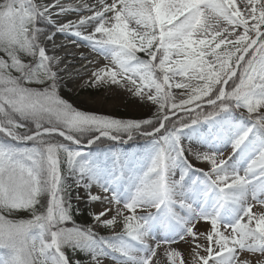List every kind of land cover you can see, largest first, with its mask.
Instances as JSON below:
<instances>
[{
    "label": "snow or ice",
    "instance_id": "obj_1",
    "mask_svg": "<svg viewBox=\"0 0 264 264\" xmlns=\"http://www.w3.org/2000/svg\"><path fill=\"white\" fill-rule=\"evenodd\" d=\"M241 3L243 7L236 0H100L99 8H59L58 16L92 13L55 25L108 61L90 73L89 87L116 86L150 102L157 106V124L80 110L61 98L59 70H54L59 61L41 46L38 25L40 20L52 23L57 4L0 0V135L7 138L0 141V213L31 215L15 221L0 214V264H72L65 248L86 253L89 264L118 258L121 264H154L156 249L147 240L157 228H179L180 240L191 238L193 264H251L240 254L264 256V0ZM21 54L32 62H24ZM32 83L47 87L27 86ZM173 89L187 90L186 98L177 103ZM205 107L212 109L204 121L207 128L197 134L205 144L232 149L225 159L209 154L211 147L194 153L208 171L188 161L181 143L184 130L196 132L201 121L192 118L171 129L166 123L179 111L191 115ZM139 130L153 141L138 168L120 153L101 158L68 146H79L89 133L91 146L105 138L117 141L121 133L131 139ZM22 142L33 146H16ZM237 156L247 161L243 175L233 163ZM62 163L90 203L114 206L93 219L112 228L120 218V233L106 238L91 228L64 227L71 221V201ZM178 169L179 179H174ZM189 171L199 173L190 183L185 179ZM124 176L129 187L122 196L117 186ZM93 187L105 195L93 193ZM249 197L254 203H248ZM257 204L259 212L254 211ZM145 209L155 211L136 215ZM225 209L227 216L221 215ZM110 212L115 215L108 218ZM200 221L209 225L207 233L195 230ZM201 237L206 243H200ZM167 257L169 264H186L178 251Z\"/></svg>",
    "mask_w": 264,
    "mask_h": 264
},
{
    "label": "rangeland",
    "instance_id": "obj_2",
    "mask_svg": "<svg viewBox=\"0 0 264 264\" xmlns=\"http://www.w3.org/2000/svg\"><path fill=\"white\" fill-rule=\"evenodd\" d=\"M236 3L240 5L241 7H243L241 0H236ZM87 14L88 13H86V15ZM52 26L53 28H56L54 24ZM53 41L54 40H51V41L46 40L45 42L41 43V46L46 47ZM140 54H143V53H140ZM3 55H4L3 53H0V56H3ZM98 55H99V60H100V66L107 64V61L103 58V55L99 53ZM21 59L26 63L32 62L31 58L24 56L22 54H21ZM145 59H147L146 56H145ZM89 63L91 65L87 68V70L85 69V71H83L86 73L85 77L87 78L86 80L88 81L90 78V73L92 72L91 69L95 68V66H92L93 65L92 61H89ZM55 67L56 65L54 66V70H55ZM78 69H81V67H79ZM15 74H18V73H15ZM27 86L34 88V89H43L47 87V83H44V84L32 83ZM77 86H78L77 84L73 85L72 83L64 84L59 79L58 84H57V94L61 98L66 100L67 102L71 103L75 108L80 109V110L102 113L112 118L121 119V120L143 121L145 119H151L154 122H157L158 124L157 106L152 105L150 102H141L137 98L131 96L125 90L118 89L116 88V86L100 87V88L89 87V84L87 83L85 85L82 84L80 89L76 91ZM172 91H173V95L176 98L177 103L179 102V100L186 98L187 90L173 89ZM182 92L185 93V95H181ZM201 110H203V112H206L209 109L205 107L203 109H200V111ZM181 113H183V111H179L177 114H181ZM172 117L174 118V116ZM176 118L177 117L167 122L169 127L171 126L170 124ZM151 127H153V125L147 126L149 130H151ZM194 127L196 129V132H193L192 129H185L184 134L181 137V143L185 150L184 155L188 159L189 162H190V158H191L190 155L192 151L194 150H197L199 152L201 151L200 148H198L196 145L197 136H199L197 133H202L207 128V124L203 122V123H199L195 125ZM137 135L138 133H133V136H137ZM151 148H152V143L147 149H140L137 147H133L131 150H127V149L124 150L121 148H117L113 153L122 154L123 156L128 158V160L133 162L132 164L133 168H138L140 166V163H142L146 159L147 154L149 153ZM209 149L210 147L206 149V151L209 152ZM227 149H228L227 145H225L224 147H222L221 150L215 151L213 153L221 155L222 153L226 152L225 150ZM201 153H204V150ZM93 156L95 157L96 155H93ZM106 156H111L108 150H104L102 151L101 154H99V157L101 158L106 157ZM61 159L62 160L64 159L63 154H61ZM240 160L242 159L239 156H237L235 160L233 161V163H235L236 165ZM195 162L196 163L194 162H190V163L195 165L197 169H203L204 171H208L209 166L207 164L203 165V163L201 164L197 160H195ZM65 165L66 164L64 163L61 164V170L62 168H64ZM237 169L239 171H242V170L244 171L245 166L241 165L237 167ZM125 171H127V169H125ZM180 171L181 170L179 169L177 170V173L174 179H179ZM66 172H69V170H67ZM197 176H199L198 172H192V171L187 172L185 174L186 182L190 183L191 180L196 179ZM65 177H67L66 183L70 186L68 189V198L71 201V215L73 216V212L79 213V212L85 211L86 216L82 218V222L79 223L78 226L69 227V225H66L67 224L66 223L64 227L66 228H91L98 235L106 237V238L111 237L115 233H120L122 231V220L120 218H117V223L112 228L102 227L99 224H97V222L93 219V214L99 213L100 209H105L106 207H114V206L108 205L106 202L90 203L86 198L87 192L83 189H79L76 187L74 179L69 176V173ZM200 179L203 180V177H200ZM126 180H127V176H124L122 178L121 183L117 186L122 196L124 195V193L127 191L129 187V184L124 183V181ZM92 191L93 193L98 194L102 197L105 195V193L99 187H93ZM120 207L122 208L123 205H121ZM0 214H3L8 219L15 220V221L31 218L30 214L27 211H13L11 213L3 212ZM127 214L128 213L125 210V215ZM145 214H147L146 209L140 210V211L138 210L136 213V215L138 216L145 215ZM114 215H115L114 212H110L108 215V218H111ZM227 215H229V213ZM178 233H179V228H157L153 230V235L147 240V243L149 241L148 244L152 248L156 249V256L153 258L154 264H161L162 260L165 261V264H169L167 253L172 250L178 251L182 255H184L182 252L183 245H181V241H184V240L179 239ZM174 240L175 242H173ZM187 240L193 242L191 238H188ZM201 241L203 242L205 241L203 237L200 238V242ZM157 245L161 247L159 248L157 247ZM64 250L66 252V255H68V257L70 258L72 264H76V262L79 259V256H82V258H87L86 253L74 251L71 248H65ZM241 254L249 255L253 253L243 252ZM257 255L259 256V254ZM105 262L107 264H110V263L121 264V260L119 258L116 260L107 259L105 260ZM186 264H189V263H186ZM191 264H193V262H191Z\"/></svg>",
    "mask_w": 264,
    "mask_h": 264
},
{
    "label": "bare ground",
    "instance_id": "obj_3",
    "mask_svg": "<svg viewBox=\"0 0 264 264\" xmlns=\"http://www.w3.org/2000/svg\"><path fill=\"white\" fill-rule=\"evenodd\" d=\"M79 1H81V3L78 4ZM38 2L43 3V4H53V3L57 4V7L53 9L52 15H51V21H52V24L54 25L67 22L68 20L78 21L82 16L85 17L83 15L85 13H88L89 15L92 14L91 12H88V11H79V12L68 11V12H65L64 15L58 16L56 15V13L59 11L60 7L71 8V9H83L85 8V6H91L93 8H99L100 6V0H38ZM107 2L111 3V0H107ZM89 30L90 29L88 28L80 29V31L83 33H87ZM61 39H65V41ZM45 48H46L47 54L50 57H54L56 60L59 61V63L55 67V70H59V77H61L60 81L64 84H71V83L73 85L77 84L78 86L76 88V91L80 89L82 84L85 85L88 83V80H86L87 78L85 77L86 73L83 72L85 71V69L87 70V68L91 65L88 62L92 61L93 62L92 66H95V68L100 67V60H99L98 52L93 51L91 46H89L83 40L76 38L75 36H70V35L58 32L56 34L54 41L51 42L49 45H47ZM79 67H81V69H78ZM95 68H92L91 71H94ZM202 144H203V140L202 142L201 140L198 141V147H201ZM219 144L220 143L215 144L218 146H213L215 148H212L211 149L212 151L209 152V154H212L215 151L221 150L222 147H224V145L221 147L219 146ZM227 148L228 149L225 150L226 152L222 153L221 155L216 154L217 159H225L232 154V149L230 145H228ZM202 151H203L202 148L200 152L197 150L192 151L190 155L191 157L190 162L196 163L194 160L195 158L193 154L196 152L201 153ZM203 165H206V163H203ZM241 165L242 166L244 165L245 168L247 167L246 159L240 160L236 164V167H239ZM243 172H244L243 170L240 171V174L243 175ZM261 198L264 199V196H261ZM248 203H254V202L250 198L248 200ZM102 210L103 209H100L99 212ZM146 210L147 212L155 211L154 209H146ZM260 210H261L260 206L257 204L254 207V211L259 212ZM180 214L185 215L183 212H181ZM221 215L227 216V209L222 210ZM195 230L198 233H201V232L207 233L209 231V225L205 224L202 221L197 222L195 225ZM223 230L224 229L221 228V231ZM193 243L194 242H191L188 240L181 241V245H183L182 252L184 254L183 255L184 260L186 263H189V264L193 262L192 260V244ZM200 243H206V241L204 242L201 241ZM241 258L249 260L251 264H258V262H260V264H264V256H261V255L258 256L257 254H249V255L241 254ZM105 264L107 263L105 262ZM110 264H115V263H110ZM161 264H165V261L162 260Z\"/></svg>",
    "mask_w": 264,
    "mask_h": 264
},
{
    "label": "trees",
    "instance_id": "obj_4",
    "mask_svg": "<svg viewBox=\"0 0 264 264\" xmlns=\"http://www.w3.org/2000/svg\"><path fill=\"white\" fill-rule=\"evenodd\" d=\"M208 112H209V110H207L206 112H203V110H201V111L198 112L199 113L198 115L201 114L199 117L202 119L204 116L205 117L207 116ZM198 115L197 114H193V115H189V114L188 115H179V116H177V118L170 125L171 126H174V125L175 126H181L182 123H190L192 118H198L199 119ZM24 123L27 125V127L29 129H33L34 130V127H33V125L30 122L24 121ZM145 127H147V126H145ZM20 131L24 132L25 129H20ZM140 131H142V130H139V132ZM113 134H115V133H113ZM120 135H126V133H121ZM89 136H90L89 134H86L85 136H83L82 137V142H85L88 139ZM52 139L55 142H59V140H57L56 138H52ZM5 140L6 139L0 135V141H5ZM16 146L24 149V148H31L33 145H32V143H30V144H26V145H23V146H19V145H16ZM64 171H65V169H64ZM46 200H47V196L46 195L41 197L42 203L46 204ZM82 216H85V214L84 213H82V214L81 213H78V214L77 213H73L72 218H73V220H75L77 222V221H80Z\"/></svg>",
    "mask_w": 264,
    "mask_h": 264
}]
</instances>
